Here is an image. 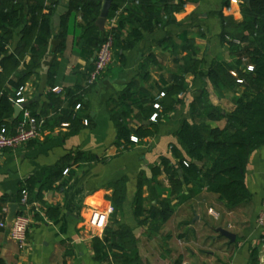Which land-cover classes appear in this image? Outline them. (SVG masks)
I'll use <instances>...</instances> for the list:
<instances>
[{
  "label": "crops",
  "instance_id": "obj_1",
  "mask_svg": "<svg viewBox=\"0 0 264 264\" xmlns=\"http://www.w3.org/2000/svg\"><path fill=\"white\" fill-rule=\"evenodd\" d=\"M184 1L183 10L175 14L176 25L144 32L142 39L127 50L122 46L134 24L125 9L132 3L127 1L118 12L109 14L104 30L98 29L107 31L109 20L117 18L113 62L92 87H88V78L95 53L89 56L88 48L83 45L84 25L80 20L71 21L67 1L60 5L69 12L62 16L57 33L52 32L40 66L23 88V112L16 123L9 125L15 128L30 115L45 121L43 131L38 139L0 154L2 264H103L95 260L93 241L104 237L116 213L112 203L114 185L122 180L125 198L118 219L133 234L140 230L136 236L138 264H251L253 249H257L258 263L264 264V225L258 224L264 202V147L252 154L247 167L246 186L252 200L235 210H228L218 195L206 191L179 203L177 196H170L172 175L162 172L154 177L152 173L153 168L162 165V158L176 164L171 145L178 144L176 135L182 122L191 120L190 103L194 99L205 93L214 106L228 114L247 85L250 87L247 93L254 92L248 83L246 87L240 83L234 88L223 87L207 77L213 65L235 63L236 57L227 42H239L243 5L247 3L243 0L237 4L232 0ZM157 13L165 21L161 5ZM222 17L226 19L225 25ZM64 24L68 34L62 37ZM224 26L229 32L226 42L222 38ZM21 30L15 32L10 45L12 52L21 44ZM188 45L197 50L203 64L199 68L202 75L187 76V90L180 97L183 103L163 118L157 135L125 149L118 147V130L112 119L115 102L130 88L127 124L135 129L154 122L141 120L142 110L149 107L151 99H161V91L172 85V76L181 73L183 59L191 53ZM23 71L22 65L14 78ZM55 88L60 92H55ZM11 92L16 93L14 89ZM78 104H82L80 110L76 109ZM68 113H73L78 120L64 127ZM78 152L97 160L67 167L53 188L42 190V199H36L51 169L70 154L76 157ZM30 179L36 181L29 197L32 224L28 246L21 249L9 235L13 222L10 207L20 206L21 186ZM140 181L144 184L146 210L160 207L165 199L171 200L175 212L169 220H148L139 225L135 204ZM110 208H114L113 214L109 213ZM218 228L235 234L236 241L233 243L221 236L216 231ZM114 254L109 253L111 257Z\"/></svg>",
  "mask_w": 264,
  "mask_h": 264
},
{
  "label": "trees",
  "instance_id": "obj_2",
  "mask_svg": "<svg viewBox=\"0 0 264 264\" xmlns=\"http://www.w3.org/2000/svg\"><path fill=\"white\" fill-rule=\"evenodd\" d=\"M127 1L132 6L126 8L125 12L134 28L122 46L123 50L132 48L142 39L144 32L151 33L159 28L176 25L175 14L186 5L184 0H114L110 15L118 12ZM198 1L190 0L193 3ZM64 2L66 1L49 0L47 3L46 0H0V129L16 123L10 122V119L14 115L17 92L24 88L27 80L40 66L52 37V16ZM67 5L72 13L71 21L75 23L80 20L84 25L85 36L82 42L88 48L89 56H92L107 37V32H101L96 25L103 0H68ZM160 5L163 7L165 21L157 13ZM243 13L244 22L240 26L239 43L227 42L236 57L235 63H217L210 68L207 77L218 86L230 88H234L236 83L239 84L240 79L243 83L239 85L246 87L248 83L254 92L249 95L247 91L250 87L247 85L248 89L246 87L237 97L233 110L228 114L214 106L205 93L194 99L190 103L191 120L182 122L176 135L178 144L171 145V154L176 164L171 163L168 158H162V165L152 169L154 177L162 172L172 175L170 196H177L179 203L204 191L218 195L219 201L228 210H235L252 200V194L246 186L247 167L252 154L264 147V0H250L249 4L243 5ZM222 22L225 25L226 19L223 17ZM20 28L21 44L12 52L10 45L16 30ZM67 34L68 28L64 24L61 36L65 37ZM228 34L225 28L222 35L225 42ZM117 37L116 29L115 42ZM187 49L191 53L184 57L181 73L172 76V85L161 91L164 97L159 100L151 99L149 107L142 110L141 120H151L157 115L155 122L148 126L142 124L135 129L127 124L130 88L115 102L112 119L118 130V147L125 149L133 145L132 136L141 140L157 135L163 118L172 114L183 103L180 97L187 90V76L202 75L199 68L203 64L193 46L188 45ZM120 59L123 60L124 56ZM22 65L23 73L14 78ZM249 65L254 68L252 72L247 69ZM232 72H236L237 77ZM11 89L16 93L13 94ZM155 104H159L161 109H156ZM77 120L73 113H68L65 119L68 124ZM210 123H217V126L211 127ZM95 160V157L90 158L81 152L76 153V157L71 154L66 156L51 169L36 199H42V190L53 188L54 182L67 167ZM35 182L30 179L22 184L20 201L24 192L31 196ZM143 187L144 184L140 181L135 204V216L139 225L148 220H169L175 212L171 200L165 199L160 207L148 211L144 207ZM114 188L116 191L112 203L116 213L112 216L104 237H96L93 241L95 260L103 264H138L140 258L136 236L128 227L121 225L118 219L125 198V181L116 183ZM111 251L115 253L113 257L109 255ZM258 262L257 249H253L250 263L259 264ZM2 263L3 260L0 259V264Z\"/></svg>",
  "mask_w": 264,
  "mask_h": 264
},
{
  "label": "built area",
  "instance_id": "obj_3",
  "mask_svg": "<svg viewBox=\"0 0 264 264\" xmlns=\"http://www.w3.org/2000/svg\"><path fill=\"white\" fill-rule=\"evenodd\" d=\"M49 0H47L48 3ZM68 1V0H64ZM234 4L238 3V0H232ZM117 29V18L110 19L108 22L107 37L105 42L99 47L96 52V57L92 70L89 73L88 87H92L97 83V81L106 73L108 68L113 62L114 55V45H115V31ZM237 43H239L237 41ZM243 61H246L245 59ZM248 71L252 72L254 70L253 66L249 65L247 67ZM234 77H237L236 72L231 73ZM238 83L242 84L243 80L238 79ZM55 92H60L59 88L54 89ZM160 97H164V93L160 94ZM18 105L25 104V99L23 97V89L17 92ZM82 108V104L76 106L77 110ZM155 108L160 110L159 104H155ZM27 119L19 122L15 128L3 127L0 129V154L6 150H17L21 146L30 143L38 139L43 131L45 121L43 119H38L36 117L27 115ZM157 115H154L151 120L156 121ZM88 125V120L85 121ZM68 127L69 124L63 125ZM131 141L138 143L139 139L135 136L131 137ZM68 173V170L65 174ZM114 208H110L109 213H114ZM32 224V214L29 204V195L24 192L23 198L20 203V212L15 215L13 222L9 228L10 238L13 242L17 243L21 249H25L28 246V233L30 226ZM258 224L264 225V202L262 204L260 213L258 215ZM6 227L5 224L1 225Z\"/></svg>",
  "mask_w": 264,
  "mask_h": 264
},
{
  "label": "water",
  "instance_id": "obj_4",
  "mask_svg": "<svg viewBox=\"0 0 264 264\" xmlns=\"http://www.w3.org/2000/svg\"><path fill=\"white\" fill-rule=\"evenodd\" d=\"M245 3L249 4L250 0H243ZM113 0H103V5H102V11L100 17L97 19L96 25L100 30H104L105 24L107 22L108 16L110 14L111 6H112ZM69 10L65 8L64 6H59L56 13L53 15L51 19V29L54 33H57L59 28L62 25V16L65 13H68ZM96 57V53H95ZM23 112V106L22 105H15L14 106V115L10 119V122H15L16 120L19 119L21 113ZM11 212L13 214V218L17 213L20 212V206L13 204L11 205ZM139 229L134 231V235L138 236ZM216 231L223 237L229 239L231 242L236 241V235L223 229V228H218Z\"/></svg>",
  "mask_w": 264,
  "mask_h": 264
}]
</instances>
